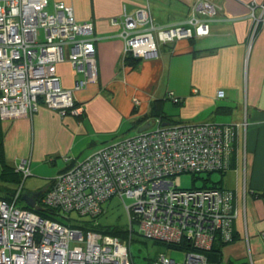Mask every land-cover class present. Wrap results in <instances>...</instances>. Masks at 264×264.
<instances>
[{"label":"built area","instance_id":"1","mask_svg":"<svg viewBox=\"0 0 264 264\" xmlns=\"http://www.w3.org/2000/svg\"><path fill=\"white\" fill-rule=\"evenodd\" d=\"M48 1L0 0L4 119L32 115L41 103L61 114L81 112L74 90L97 79L93 22L79 21L73 7L62 0L49 10ZM220 13L215 1L194 0L189 14L175 24H155L148 8H140L136 15L125 12L112 23L121 26L125 54L147 58L158 56L163 43L208 34ZM66 59L82 73L73 88L62 85L57 70ZM167 94L178 100L172 91ZM236 135L232 124L164 123L157 118L153 127L116 139L60 171L41 203L65 214L76 210L95 216L109 198L127 195L133 199L127 205L130 220L139 223L144 237L186 251L182 261L161 252L152 264H207L202 250L219 237L225 241L234 237L238 212L233 190L183 187L181 173L227 169ZM17 168L28 176L29 159H20ZM22 189L21 183L12 200L0 198V264H134L128 242L119 236L85 231L18 205Z\"/></svg>","mask_w":264,"mask_h":264},{"label":"crops","instance_id":"2","mask_svg":"<svg viewBox=\"0 0 264 264\" xmlns=\"http://www.w3.org/2000/svg\"><path fill=\"white\" fill-rule=\"evenodd\" d=\"M57 1L49 0L48 9ZM62 1L73 7L79 21L94 24L97 79L74 90L81 112L61 114L41 103L32 115H0L8 159L15 166L28 158L30 171L53 163L59 173L125 137L118 131L139 129L149 120L139 119L153 107L170 115L163 122L232 124L237 135L230 165L216 184L233 190L238 213L234 238L222 246V262L264 264V17L255 28L250 7L252 1L264 0H214L222 8L208 35L163 43L158 56L143 57L135 67L125 62L130 54H125L121 26L112 18L148 8L155 24H175L186 17L194 0ZM262 10L259 4L254 12L261 15ZM57 70L65 87L73 88L82 76L69 59L59 62ZM168 91L179 100L167 96Z\"/></svg>","mask_w":264,"mask_h":264},{"label":"rangeland","instance_id":"3","mask_svg":"<svg viewBox=\"0 0 264 264\" xmlns=\"http://www.w3.org/2000/svg\"><path fill=\"white\" fill-rule=\"evenodd\" d=\"M258 4H261V3L258 1H252L250 3L251 5L250 7L253 8V11L251 12V16L254 18L255 28H257L258 24L264 17V8L262 10L261 15H257L254 12L255 7H258ZM262 4H264V2ZM221 8H222V5H221ZM49 10H53V9H49ZM211 28H212V25L210 26V32H211ZM204 36L205 35L195 34L192 37H186V38L204 37ZM171 109L172 108L170 107V110ZM173 109H175V106ZM118 133H119L118 134L119 136L121 135L132 136L138 133V128L134 126H129L125 130L122 129L118 131ZM5 156H6V164L8 165L12 164L13 162L8 159L9 158L8 154H6ZM3 166L4 165L2 161L0 160V193H3L5 191L2 187L4 186L13 187L14 185L17 184L16 181L14 180L13 174L18 173V172L14 171L12 167H9L8 169L10 173H7V170H5V174H2ZM56 166L57 165L54 166L53 163L47 162L43 166H40L39 170L31 169V173L25 179L24 189H45L47 183H49L50 179L52 180L55 174L57 173L58 167ZM7 174L10 176H7ZM221 175H222V172L220 170H215L212 172H201V173H196V174L192 172H183L181 173V185L183 187H191L194 184L202 185L204 184L205 181H208L209 184H213V183H217ZM50 176H52V178ZM21 177L24 178V176H21ZM132 200L133 199L131 197H128L127 195H124V199H122L119 195L109 198L104 203V207H105L104 213L96 217L94 221L101 223L103 225H119L124 228H129L130 218H129V213L127 210V205L131 204ZM23 203H25L24 199L20 198V200H18V205H23ZM68 215L74 219L91 218V216L80 215L76 210L72 211ZM127 241H128V245L131 250V254H132L135 264H148V261L152 257H155L161 252H165L171 257L176 258L178 261L184 260L186 256L185 250L179 247H176L173 244L170 245V243L168 242L158 241V240L144 237L143 235H141L139 231L138 223L134 224L133 239L130 240V237H127Z\"/></svg>","mask_w":264,"mask_h":264},{"label":"trees","instance_id":"4","mask_svg":"<svg viewBox=\"0 0 264 264\" xmlns=\"http://www.w3.org/2000/svg\"><path fill=\"white\" fill-rule=\"evenodd\" d=\"M190 12V11H189ZM189 12L187 13V15L189 14ZM186 15V16H187ZM212 51V49H211ZM143 57H139V56H134L133 54H130L128 55L126 58H125V62L127 61V63H129L130 65H132L133 67L137 66L141 59ZM173 92V91H172ZM168 96V94H167ZM175 96V95H174ZM170 97V96H169ZM173 98V97H172ZM179 100V98H178ZM176 100V102L178 101ZM1 115V114H0ZM2 117V116H1ZM154 117H157V118H161L162 121H164L163 119H168L170 120L171 117L169 114L167 113H163L159 110H157L156 107H153V109L148 113V114H145L143 117H141L139 120L140 122L142 120H146V119H151V118H154ZM155 122H156V118H155ZM167 122H173V121H167ZM155 124V123H154ZM153 124V125H154ZM152 127V126H151ZM139 132V131H138ZM126 137V136H125ZM123 138V137H122ZM236 139V138H235ZM6 152H5V147H4V141H3V135L0 133V160L2 161L3 163V172L2 174H5V170H7V173H10L9 171V167H12L14 169V171H17L18 173H15L13 174V177H14V180L16 181V185H14L13 187H10V186H7V187H2L5 191L3 193H0V198H4V199H7V200H12L16 190L18 189V186H20V184L22 183V186H23V189H24V185H25V179L26 177H21V176H24V173L22 170L18 169L17 168V164L14 166L12 164H6ZM231 155V154H230ZM231 158V157H230ZM75 163V162H74ZM71 165H69L68 167H70ZM67 167V168H68ZM65 168V169H67ZM12 169V170H13ZM63 169V170H65ZM215 171V170H214ZM220 171H223V170H220ZM204 172H212V171H204ZM31 173V171H30ZM194 174H196V172H192ZM201 173V172H200ZM20 174V175H19ZM58 174V173H57ZM7 176H10L7 174ZM55 177L56 175L53 177L52 179V183L50 184V186H52V184H54L55 182ZM13 180V179H12ZM49 186V187H50ZM48 187V188H49ZM191 187H220V185L216 184V183H213V184H209L208 181H205L204 184L202 185H193ZM48 188H45L44 189V192H42L40 194V196L38 197V200H37V203L40 205V207H32L30 205H28L25 201V203H23V205L21 206H25V207H28L30 209H33L35 210L38 214H40L41 216H49V217H52L54 219H57L63 223H66V224H69L71 226H76V227H80L82 229H84L85 231L87 230H96V231H100V232H104V233H107V234H112V235H116V236H119L121 239L123 240H126L127 241V237H130V240L133 239V231H134V224L135 223H138L137 221L135 220H130V227L129 228H124V227H121L119 225H103L101 223H98V222H95L94 219L98 216H100L102 213H104L105 211V207H104V210L98 214V215H95V216H92V215H86V216H91V218H84V219H74L72 218L71 216H69L68 214L70 213H64L62 214V212L60 211H57L55 209H52L50 207H46V206H43V204L41 203V197L42 195L45 193V190H47ZM22 189V191H23ZM22 195V194H21ZM20 198H22V196L19 197L18 200H20ZM130 218V217H129ZM139 225V223H138ZM139 231H140V234L142 235V232L140 230V225H139ZM234 236V234H233ZM234 238V237H233ZM232 240V239H231ZM158 241H161V240H158ZM128 242V241H127ZM165 242V241H163ZM227 241L223 240L221 237H219L214 243L213 245L211 246V248H208V249H205V250H202L205 255L207 256V264H224L222 262V246L224 243H226ZM185 241H182L181 244L182 245H185L184 244ZM171 245V244H170ZM175 245V244H173ZM176 247H179V245H175ZM193 248V247H192ZM154 257H152L149 261H148V264H152V260H153ZM133 259V258H132ZM134 262V260H133ZM233 264H234V260L232 261ZM231 262V263H232ZM135 264V263H134ZM240 264H248L246 262H241Z\"/></svg>","mask_w":264,"mask_h":264},{"label":"water","instance_id":"5","mask_svg":"<svg viewBox=\"0 0 264 264\" xmlns=\"http://www.w3.org/2000/svg\"><path fill=\"white\" fill-rule=\"evenodd\" d=\"M155 123V119H150L146 121L144 124L140 126L138 131H143L149 127H151ZM164 123H168L167 121ZM44 191V189H24L22 191V198L26 201V203L32 207H40V205L37 203L38 197L40 194Z\"/></svg>","mask_w":264,"mask_h":264},{"label":"flooded vegetation","instance_id":"6","mask_svg":"<svg viewBox=\"0 0 264 264\" xmlns=\"http://www.w3.org/2000/svg\"><path fill=\"white\" fill-rule=\"evenodd\" d=\"M161 47V46H160ZM159 52H160V50H159ZM44 192V191H43Z\"/></svg>","mask_w":264,"mask_h":264},{"label":"bare ground","instance_id":"7","mask_svg":"<svg viewBox=\"0 0 264 264\" xmlns=\"http://www.w3.org/2000/svg\"><path fill=\"white\" fill-rule=\"evenodd\" d=\"M22 116V115H21Z\"/></svg>","mask_w":264,"mask_h":264}]
</instances>
